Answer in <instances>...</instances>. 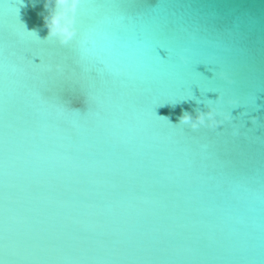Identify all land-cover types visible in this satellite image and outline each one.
Listing matches in <instances>:
<instances>
[{
	"label": "water",
	"instance_id": "95a60500",
	"mask_svg": "<svg viewBox=\"0 0 264 264\" xmlns=\"http://www.w3.org/2000/svg\"><path fill=\"white\" fill-rule=\"evenodd\" d=\"M47 15L0 0V264H264V0Z\"/></svg>",
	"mask_w": 264,
	"mask_h": 264
},
{
	"label": "clouds",
	"instance_id": "9594fccd",
	"mask_svg": "<svg viewBox=\"0 0 264 264\" xmlns=\"http://www.w3.org/2000/svg\"><path fill=\"white\" fill-rule=\"evenodd\" d=\"M82 0H45V7L48 10V15L44 17V27L48 30L49 40H56L59 45L65 46L77 34L75 27V17L77 6ZM25 27V26H24ZM38 37L36 31H29ZM39 38V37H38ZM56 71H60V65L55 66ZM221 78H225L224 73H221ZM220 103V97L217 96L215 101ZM228 104L234 109L238 106V102L235 100H229ZM195 116L191 113L184 111L178 118V124L188 125L193 131L198 130L200 127L209 129H217L222 126L224 122L231 121L232 115L226 114L222 111H218L215 107H210L207 110H195ZM220 117V119H218ZM167 119V117H163ZM258 117L253 116L251 122L256 124Z\"/></svg>",
	"mask_w": 264,
	"mask_h": 264
},
{
	"label": "snow or ice",
	"instance_id": "6c2138e0",
	"mask_svg": "<svg viewBox=\"0 0 264 264\" xmlns=\"http://www.w3.org/2000/svg\"><path fill=\"white\" fill-rule=\"evenodd\" d=\"M79 5H80V4H79ZM79 5H78V6H79ZM78 6H77V9H78ZM76 12H77V10H76Z\"/></svg>",
	"mask_w": 264,
	"mask_h": 264
}]
</instances>
